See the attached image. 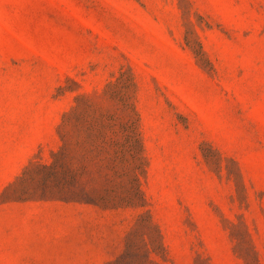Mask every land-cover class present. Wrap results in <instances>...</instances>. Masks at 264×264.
<instances>
[{"label":"rangeland","instance_id":"rangeland-1","mask_svg":"<svg viewBox=\"0 0 264 264\" xmlns=\"http://www.w3.org/2000/svg\"><path fill=\"white\" fill-rule=\"evenodd\" d=\"M0 264H264V0H0Z\"/></svg>","mask_w":264,"mask_h":264}]
</instances>
